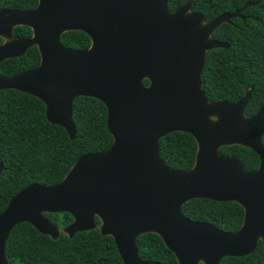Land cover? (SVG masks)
Masks as SVG:
<instances>
[{
  "label": "water",
  "instance_id": "95a60500",
  "mask_svg": "<svg viewBox=\"0 0 264 264\" xmlns=\"http://www.w3.org/2000/svg\"><path fill=\"white\" fill-rule=\"evenodd\" d=\"M252 4L210 22L190 11V0L174 11L167 10V0H38L30 10L0 9V37L7 39L0 62L32 46L40 55L36 68L0 77V90L40 100L46 119L71 140L73 101L97 99L112 137L107 150L79 156L59 183L30 184L8 201L0 213V264H7L5 242L17 224L58 238L60 229L46 213L71 215L62 229L69 238L95 228L110 236L122 264H161L139 257L136 239L145 233L158 235L177 264H219L249 255L258 240L264 247V105L245 116L251 89L229 103L208 102L201 87L206 52L228 47L212 32L242 18ZM17 26L32 35L13 38ZM67 31L84 32L89 48L61 45ZM177 131L197 145L188 170L166 167L159 155L160 138ZM231 145L254 150L258 169L247 172L237 159L219 154ZM192 199L236 202L244 209L243 223L229 233L190 221L181 207Z\"/></svg>",
  "mask_w": 264,
  "mask_h": 264
},
{
  "label": "trees",
  "instance_id": "16d2710c",
  "mask_svg": "<svg viewBox=\"0 0 264 264\" xmlns=\"http://www.w3.org/2000/svg\"><path fill=\"white\" fill-rule=\"evenodd\" d=\"M38 0H0V8L30 10ZM188 0H167V10L174 11ZM250 2L242 18L221 23L211 38L228 43L227 48H214L205 54L201 87L208 102L233 103L251 89L245 115H254L264 104V0H190V11L200 13L204 22L221 14L233 13ZM257 2V3H255ZM27 26L13 29L15 38H28ZM2 38L0 37V42ZM63 46L87 49L89 37L82 31H67L60 37ZM39 53L30 47L20 57L4 60L0 75L10 76L35 68ZM144 84H148L144 80ZM75 137L70 139L64 128L50 123L45 106L37 98L17 90H0V213L8 201L30 184L52 186L59 183L76 159L87 153L107 150L112 137L106 128V109L97 99L78 97L72 103ZM264 147V134L262 135ZM197 145L184 132H171L160 138L159 155L172 170H188L195 161ZM220 153L237 158L246 171L258 167L257 154L243 146L220 148ZM190 221L207 222L217 229L233 233L243 223L244 210L235 202L192 199L181 207ZM59 229L58 238L39 233L28 223L17 224L5 242L7 264H122L110 236L95 228L75 233L71 238L62 229L71 223L69 213L45 214ZM99 224V220L95 219ZM139 257L161 264H177L174 254L154 233L137 237ZM219 264H264L261 241L254 251L242 257H225Z\"/></svg>",
  "mask_w": 264,
  "mask_h": 264
},
{
  "label": "flooded vegetation",
  "instance_id": "af4514ba",
  "mask_svg": "<svg viewBox=\"0 0 264 264\" xmlns=\"http://www.w3.org/2000/svg\"><path fill=\"white\" fill-rule=\"evenodd\" d=\"M0 9H2V8H0ZM7 9V8H6ZM3 10H5L4 8H3ZM9 10H11V9H9ZM19 10V9H18ZM15 28V27H14ZM13 28V29H14ZM65 33V32H64ZM12 34H13V30H12ZM12 37L13 38H15L13 35H12ZM61 37V36H60ZM2 38V37H1ZM5 38H2V41L0 42V44H2V43H4L5 42V40H4ZM61 43V42H60ZM91 43V42H90ZM62 45V44H61ZM36 47V46H35ZM65 47V46H64ZM67 48V47H66ZM89 48V47H88ZM36 49H37V47H36ZM75 50H77V49H75ZM79 50V49H78ZM82 50H84V49H82ZM38 51V50H37ZM11 59V58H10ZM12 59H14V58H12ZM6 60H8V59H6ZM39 63H40V55H39ZM39 63H38V65H39ZM0 64H1V62H0ZM37 65V66H38ZM36 66V67H37ZM35 67V68H36ZM14 75H16V74H14ZM10 76H13V75H10ZM0 77H7V76H3V75H0ZM146 80V79H145ZM148 81V80H147ZM143 83H144V81H143ZM148 84H146L145 86H147ZM250 97H251V95H250ZM250 100V99H249ZM249 102V101H248ZM264 105V104H263ZM246 108V107H245ZM246 116V115H245ZM264 134V133H263ZM262 134V135H263ZM261 140H262V136H261ZM261 145H262V142H261ZM240 146H242V145H240ZM263 146V145H262ZM243 147H245V146H243ZM221 148V147H220ZM220 148H219V150H220ZM245 148H248V147H245ZM264 148V147H263ZM248 149H250V148H248ZM218 150V152H219V154L220 155H222V156H228V157H233V158H235L234 156H230V155H223V154H221L220 153V151ZM250 150H252V149H250ZM252 151H254V150H252ZM255 152V151H254ZM256 153V152H255ZM257 154V153H256ZM257 156H258V154H257ZM235 159H237V158H235ZM238 160V159H237ZM239 161V160H238ZM258 161H259V163H260V160H259V156H258ZM240 162V161H239ZM259 163H258V167H259ZM241 164V163H240ZM242 165V164H241ZM243 167V166H242ZM258 167L255 169V170H257L258 169ZM244 168V167H243ZM245 170V169H244ZM255 170H252V171H255ZM246 171V170H245ZM252 171H247V172H252ZM229 202H231V201H229ZM236 203V202H235ZM238 204V203H237ZM244 210V209H243ZM244 220V219H243ZM193 222H195V221H193ZM205 223H207V222H205ZM210 224V223H209ZM212 225V224H211ZM214 226V225H213ZM215 227V226H214ZM219 230V229H218ZM224 232V231H223ZM260 240H258V242H259ZM258 242H257V244H258ZM262 243V242H261ZM257 244H256V246H257ZM256 248V247H255ZM264 248V247H263ZM254 251V250H253ZM252 251V252H253ZM251 252V253H252ZM250 253V254H251ZM247 256V255H246ZM225 258V257H224ZM220 263V262H219Z\"/></svg>",
  "mask_w": 264,
  "mask_h": 264
},
{
  "label": "rangeland",
  "instance_id": "374dc122",
  "mask_svg": "<svg viewBox=\"0 0 264 264\" xmlns=\"http://www.w3.org/2000/svg\"><path fill=\"white\" fill-rule=\"evenodd\" d=\"M5 41H7V39H4Z\"/></svg>",
  "mask_w": 264,
  "mask_h": 264
}]
</instances>
